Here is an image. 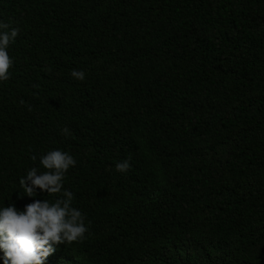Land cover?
<instances>
[{
  "label": "trees",
  "instance_id": "trees-1",
  "mask_svg": "<svg viewBox=\"0 0 264 264\" xmlns=\"http://www.w3.org/2000/svg\"><path fill=\"white\" fill-rule=\"evenodd\" d=\"M0 21V206L32 202L48 151L77 161L89 231L45 264H264V0H0Z\"/></svg>",
  "mask_w": 264,
  "mask_h": 264
},
{
  "label": "clouds",
  "instance_id": "clouds-1",
  "mask_svg": "<svg viewBox=\"0 0 264 264\" xmlns=\"http://www.w3.org/2000/svg\"><path fill=\"white\" fill-rule=\"evenodd\" d=\"M18 35V28L0 21V83L11 77L14 60L9 55V47ZM70 76L76 81L85 80L82 70L73 69ZM60 131L66 136L70 134L67 127ZM31 159L35 161L37 157L33 155ZM76 163L68 152L53 149L39 157V165L44 171L31 167L25 176L19 178L18 184L24 193L21 198L33 200L23 210L17 209L14 203L0 206V253L4 264H45L57 245L86 239L89 231L86 218L72 206L73 193L64 188L66 174ZM130 167V161L125 159L116 163L115 170L126 173ZM37 189L41 193L46 192L47 196H59L52 202L37 200Z\"/></svg>",
  "mask_w": 264,
  "mask_h": 264
}]
</instances>
